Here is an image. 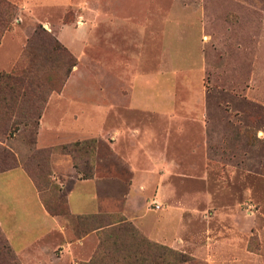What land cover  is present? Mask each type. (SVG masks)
<instances>
[{
    "label": "rangeland",
    "instance_id": "rangeland-1",
    "mask_svg": "<svg viewBox=\"0 0 264 264\" xmlns=\"http://www.w3.org/2000/svg\"><path fill=\"white\" fill-rule=\"evenodd\" d=\"M14 6L2 37L17 24L24 42H0V74L23 58L27 42L41 46L45 56L14 93L0 90V172L22 167L52 208H66L75 177L104 180L100 193L103 200L113 198V212L73 217L83 234L102 227L90 259L78 264H264V0L72 5L102 8V15H76L71 8L63 14L47 8L21 13ZM47 18L85 23L90 33L81 87L117 90L130 82L148 104L119 112L122 119L109 118L98 137L37 145V114L50 90L58 92L71 63L66 53L47 52L48 42H59ZM7 46L12 49L2 52ZM136 76L146 79L134 83ZM18 172L0 175V215L11 233L30 236L21 229L29 225L31 194ZM131 183H139L136 194ZM70 200L74 209L90 202L83 187ZM9 210L14 223L6 217ZM129 210H138L135 222L124 215ZM4 237L0 228V264H23L10 244L11 256L2 248L8 245ZM12 241L19 249L22 240Z\"/></svg>",
    "mask_w": 264,
    "mask_h": 264
},
{
    "label": "crops",
    "instance_id": "crops-1",
    "mask_svg": "<svg viewBox=\"0 0 264 264\" xmlns=\"http://www.w3.org/2000/svg\"><path fill=\"white\" fill-rule=\"evenodd\" d=\"M9 1L16 4L21 13H34L36 8L57 10L61 14L70 8L74 10L76 15L89 13L102 15L107 13H105L102 8L84 10L72 6L77 5V0ZM110 12H113V10H108V14ZM45 20V24L49 25V27L55 26L57 30L55 34L59 42L69 49L77 57L79 62L69 73L60 91L52 92L49 95L46 107L37 123V145L44 146L45 144L53 143L51 141H54L56 138L59 143L65 144L79 139L98 137L105 132L104 127L109 118L114 117L116 119H122V116L121 118L118 116L119 112L129 114L133 110L143 109V107L148 104V100L142 101L136 97V84L131 85L130 82H128V88H119L117 90L103 86L93 88L86 87V89L81 87L80 83L85 78L80 66V62L83 58L82 50L84 49L85 42H89L88 38L90 34L88 33L87 27L84 26L85 23L82 26H77L76 23L72 21H51L48 18ZM0 42H24L23 36L18 32V25H13L12 31H9L8 35L5 34ZM92 42H94V40H92ZM7 47L8 48L2 50V52L12 49L10 46ZM12 53L7 60L5 68L12 64ZM143 79L145 80L146 78L143 76H136L134 83H137V81H140V83L144 82ZM96 94L98 95L97 98L94 97ZM104 95L108 97L105 98ZM156 101L157 100L154 102ZM199 113L201 112L199 111ZM109 144L111 147L115 145V143L111 142ZM116 150L120 156L125 157L124 151H119L117 147ZM116 150L114 149L113 151L116 152ZM13 171H19L15 177L17 179H23L27 183L28 190L31 194V200L28 201L26 208V216L29 225L28 228L21 229L27 230L30 236L11 233L12 229L8 227L5 228L3 224L4 215H0V217H2L0 218V228L22 263L78 264V259L88 261L92 254L93 245L99 241L98 231L102 227L94 228L83 234L79 226L73 223V217L101 213L106 216V214L113 212L111 209L114 202L113 198L110 200H107V198L103 200L100 193L106 186L104 180H100L97 176L80 179L75 177L66 192L69 213L64 215H52L46 210L32 179L22 167L17 166L2 171L0 175H5ZM77 187H83V190L89 194L90 202L89 204H85L84 207L79 208L75 206L74 209L70 200V193ZM129 190L136 194L137 190H139V183H131ZM130 197L131 200H134L132 194ZM110 203H112V205ZM131 204H134V202H129L128 206ZM137 211L138 210H129V213L133 212L135 216H131L129 213L126 214V212L124 215L135 222ZM11 216L14 223V221H16L15 212L9 210L6 217ZM16 230H19V232L21 231L18 228ZM17 238L22 240L19 249H15L12 244V240ZM44 239H46L47 242L44 241L42 243Z\"/></svg>",
    "mask_w": 264,
    "mask_h": 264
},
{
    "label": "trees",
    "instance_id": "trees-1",
    "mask_svg": "<svg viewBox=\"0 0 264 264\" xmlns=\"http://www.w3.org/2000/svg\"><path fill=\"white\" fill-rule=\"evenodd\" d=\"M16 12H17V8L14 6V4L9 2L8 0H0V39L3 33L9 29L11 21L15 17ZM40 47L35 45L33 42H27L25 46V54L23 55V58L19 62H17L16 64L17 66L15 65L12 71H10V73L8 74H3V73L0 74V90H2L5 93H9V92L14 93V91L18 88L19 83L25 80V77H24L25 75L32 76L39 71L41 67L40 60L42 57L45 56V54L40 53L41 51ZM47 52L49 54L50 53H58V54L66 53V55H68V57L71 58V63L69 64L68 69H66L64 77H62L60 80L61 87L58 90L59 92L63 84L65 83L71 71L72 66L76 65L77 60L75 56H73V54L65 46H63L60 42H48ZM52 67L58 68V65H53ZM53 91H56V90H50L48 94L50 95ZM41 114L42 113L40 112L37 114L38 118H40ZM76 151L74 150V152ZM14 167H17V165L1 170V172L14 168ZM83 178H89V177L85 176ZM35 187L38 190V192L41 191L38 185H35ZM58 198L60 200L62 199L60 196ZM65 203H66L65 205L66 208H64V206H62L61 208H52L51 206H48V204H44V206L46 210L48 211V213L52 215H64V214L69 213V208L67 205L66 198H65ZM5 241L7 242L8 245L3 244L2 248L6 251L8 255L11 256L10 248H9L10 246L6 238H5ZM12 259H13V256H12Z\"/></svg>",
    "mask_w": 264,
    "mask_h": 264
},
{
    "label": "built area",
    "instance_id": "built-area-1",
    "mask_svg": "<svg viewBox=\"0 0 264 264\" xmlns=\"http://www.w3.org/2000/svg\"><path fill=\"white\" fill-rule=\"evenodd\" d=\"M156 207H159L158 205H156Z\"/></svg>",
    "mask_w": 264,
    "mask_h": 264
}]
</instances>
